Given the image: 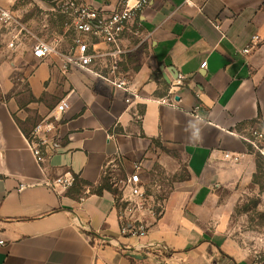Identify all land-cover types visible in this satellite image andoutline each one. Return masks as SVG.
Instances as JSON below:
<instances>
[{"label":"crops","instance_id":"crops-1","mask_svg":"<svg viewBox=\"0 0 264 264\" xmlns=\"http://www.w3.org/2000/svg\"><path fill=\"white\" fill-rule=\"evenodd\" d=\"M53 1L0 7L15 17L34 3L54 9ZM78 1L109 14L120 0ZM188 1L151 0L139 13V38L126 43L137 49L119 72L129 91L91 71L65 72L62 56L38 60L32 50L20 84H3L0 264H260L264 187L237 133L264 117V0ZM62 25L50 38L67 52L74 33ZM61 101L69 108L44 173L26 135ZM108 162L120 178L138 168L153 197L155 215L137 214L143 237L121 233L114 191L94 193ZM66 172L80 187L44 185Z\"/></svg>","mask_w":264,"mask_h":264},{"label":"built area","instance_id":"built-area-1","mask_svg":"<svg viewBox=\"0 0 264 264\" xmlns=\"http://www.w3.org/2000/svg\"><path fill=\"white\" fill-rule=\"evenodd\" d=\"M150 1L120 0L111 13L105 14L78 0H59L61 13L69 19L66 27L74 33L72 44L67 52H61L57 38L40 39L33 46L32 55L38 60H45L55 54L60 55L63 58L65 72L71 68L91 71L118 88L129 91V83L119 76V72L122 64L127 62L137 49L126 43L139 38V33L135 29L138 26L137 18ZM13 19L12 11L0 7L1 22L7 24ZM258 41L259 37L254 36L243 53L248 54ZM206 64L207 62H203L200 67L204 69ZM126 102L129 103L130 99ZM160 103L174 105L170 98L161 99ZM68 108L67 102L61 101L50 114L38 120L26 135L28 148L44 173L46 172L44 164L58 150V139L53 137L62 115ZM237 136L247 144L251 153L256 152L264 156V117L237 133ZM109 139H112V136H109ZM230 157L233 162L240 161V156L225 154V158ZM137 169L129 176L120 178L112 164L108 162L104 167V176L114 191V205L121 233L139 238L148 233V227L137 218V214L148 210L155 215L156 206L152 195L145 189ZM76 181L74 175L66 172L48 179L44 185L58 192L69 190ZM0 244H3V241H0ZM259 260L260 264H264V254L259 256Z\"/></svg>","mask_w":264,"mask_h":264},{"label":"rangeland","instance_id":"rangeland-1","mask_svg":"<svg viewBox=\"0 0 264 264\" xmlns=\"http://www.w3.org/2000/svg\"><path fill=\"white\" fill-rule=\"evenodd\" d=\"M50 5H53L54 9L39 7L34 3L27 12L15 16L12 22L5 24L0 21V89L5 82L20 84L16 78L22 76L26 54L32 50L37 40H49L60 24L66 28L69 19L61 13L59 0L53 1ZM26 22L29 24L28 29L24 27ZM37 122L33 121L32 127ZM254 156L256 162L261 164L256 179L259 185L264 187V156L256 152ZM183 175L181 170L179 178ZM174 178L179 179L178 176ZM257 219L260 222V219Z\"/></svg>","mask_w":264,"mask_h":264},{"label":"trees","instance_id":"trees-1","mask_svg":"<svg viewBox=\"0 0 264 264\" xmlns=\"http://www.w3.org/2000/svg\"><path fill=\"white\" fill-rule=\"evenodd\" d=\"M260 166H261V164L257 163V170H259ZM256 178H255V180H256ZM256 182H257V180H256ZM76 187H80V184L78 182H75V184L71 187L70 190H75ZM104 189L105 190H108V191H113L110 188L107 179L105 180V182L99 188H97L96 190H94V193L101 194Z\"/></svg>","mask_w":264,"mask_h":264}]
</instances>
